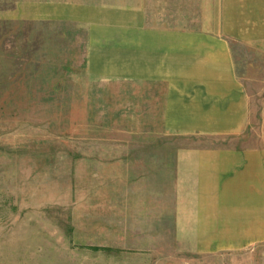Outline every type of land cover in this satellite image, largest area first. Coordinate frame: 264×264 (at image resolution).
<instances>
[{"label": "crops", "instance_id": "1", "mask_svg": "<svg viewBox=\"0 0 264 264\" xmlns=\"http://www.w3.org/2000/svg\"><path fill=\"white\" fill-rule=\"evenodd\" d=\"M53 6L50 18L89 24L86 73L116 84L120 101L112 129L141 147L102 151L106 180L118 183L122 194L135 190L144 206L139 212L150 218L151 197L155 207L157 190H172L176 238L194 239L196 249L263 244L264 104L251 95L264 70V0ZM235 46L258 63L249 61L244 76L236 71ZM104 92L114 93L109 86ZM157 136L226 143L158 150Z\"/></svg>", "mask_w": 264, "mask_h": 264}, {"label": "rangeland", "instance_id": "2", "mask_svg": "<svg viewBox=\"0 0 264 264\" xmlns=\"http://www.w3.org/2000/svg\"><path fill=\"white\" fill-rule=\"evenodd\" d=\"M123 1L0 0V21L10 23L0 90V264H264V243L208 252L194 239L176 238L172 190L158 189L155 207L151 197L150 218L139 212L135 190L122 194L102 174V151L141 147L112 129L116 84L86 73L89 24L50 17L54 4ZM234 50L239 76L249 61L258 66L252 53ZM254 89L252 98L264 104V70ZM225 143L196 136L156 141L158 150Z\"/></svg>", "mask_w": 264, "mask_h": 264}, {"label": "trees", "instance_id": "3", "mask_svg": "<svg viewBox=\"0 0 264 264\" xmlns=\"http://www.w3.org/2000/svg\"><path fill=\"white\" fill-rule=\"evenodd\" d=\"M9 24V21H0V90L5 87L6 79L8 77V66L6 60L9 57L6 56L4 40L7 36V29Z\"/></svg>", "mask_w": 264, "mask_h": 264}]
</instances>
